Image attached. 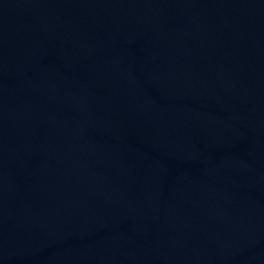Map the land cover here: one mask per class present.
<instances>
[{
    "label": "water",
    "instance_id": "1",
    "mask_svg": "<svg viewBox=\"0 0 264 264\" xmlns=\"http://www.w3.org/2000/svg\"><path fill=\"white\" fill-rule=\"evenodd\" d=\"M0 264H264V0H0Z\"/></svg>",
    "mask_w": 264,
    "mask_h": 264
}]
</instances>
